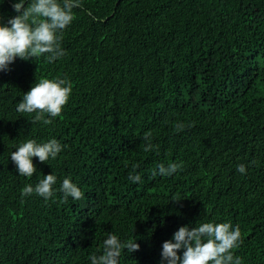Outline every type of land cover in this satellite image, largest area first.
<instances>
[{
    "label": "trees",
    "instance_id": "1",
    "mask_svg": "<svg viewBox=\"0 0 264 264\" xmlns=\"http://www.w3.org/2000/svg\"><path fill=\"white\" fill-rule=\"evenodd\" d=\"M13 2L0 0V23L18 15ZM81 5L62 58H17L0 72V264H91L109 232L140 245L119 264H166L162 244L200 222L238 225L234 255L264 264V0ZM40 78L72 85L50 125L16 111ZM147 132L158 146L149 152ZM26 139H56L63 150L33 158L36 173L21 176L10 155ZM160 163L183 167L153 177ZM134 165L138 183L128 179ZM49 174L57 182L47 202L21 196ZM64 178L82 199L64 201Z\"/></svg>",
    "mask_w": 264,
    "mask_h": 264
},
{
    "label": "clouds",
    "instance_id": "2",
    "mask_svg": "<svg viewBox=\"0 0 264 264\" xmlns=\"http://www.w3.org/2000/svg\"><path fill=\"white\" fill-rule=\"evenodd\" d=\"M81 6V0H30L27 7L25 0L13 2V10L18 15L8 19L7 25L0 23V72L8 71L9 65L17 58L28 61L43 56L48 63L62 58L66 54L62 48L63 31L75 19L73 9ZM71 93L72 85L66 79L40 78L23 95L16 111L35 113L32 123L42 121L43 124L50 125L53 118L61 115ZM45 115L50 118L46 119ZM184 127L185 125L179 122L176 124L177 131ZM143 140L145 152L158 148L152 143L151 132L145 133ZM62 150V145L56 139L44 143L26 139L11 153L10 158L19 175L32 177L36 173L33 158H38L43 164L49 158L56 159ZM136 167L133 166V172L128 177L133 183L141 181V176L135 174ZM182 167L183 165L178 163H169L167 166L160 163L151 170V175L172 176L182 170ZM237 171L246 174V166L238 165ZM56 182L57 177L54 174L43 176L35 187L26 185L21 190V196L35 193L47 202L55 194L53 185ZM59 191L63 194L65 202L69 197L80 200L84 196L70 178L62 180ZM175 202L179 203L180 200ZM241 243L238 225L233 228L228 222H200L195 227H180L171 240L162 244L161 257L166 264H242L241 259L232 251ZM139 249L140 245L135 240L122 241L116 234L109 232L103 240L102 253L92 254L89 260L91 264H119L122 251L133 253ZM180 251H183L182 256L178 255Z\"/></svg>",
    "mask_w": 264,
    "mask_h": 264
}]
</instances>
